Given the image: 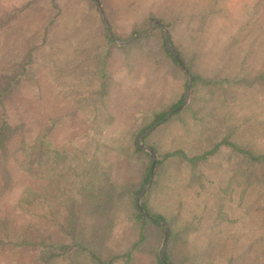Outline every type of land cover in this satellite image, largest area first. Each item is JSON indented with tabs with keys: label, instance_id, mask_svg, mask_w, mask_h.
<instances>
[{
	"label": "rangeland",
	"instance_id": "374dc122",
	"mask_svg": "<svg viewBox=\"0 0 264 264\" xmlns=\"http://www.w3.org/2000/svg\"><path fill=\"white\" fill-rule=\"evenodd\" d=\"M31 1L0 0V19ZM99 1L100 8L90 0H56L60 14L48 43L0 103V127L13 130L0 150V264H43L49 247L62 244L127 251L138 238L130 193L147 166L134 151L140 135L158 156L218 146L197 165L171 158L154 168L146 200L173 233L171 260L264 264V164L250 166L223 143L264 154V0H102L115 34L111 46ZM36 15L18 23L30 28L51 16L48 9ZM150 16L170 25L188 75L199 80L191 79L184 109L144 135L155 114L185 97L188 82L163 50L164 30L142 35L153 25ZM134 28L145 32L120 40ZM16 32L3 29L2 43L10 45ZM38 136L47 142L42 176L23 168L25 146ZM151 241L132 264H157L164 234L154 232ZM79 254L74 262L87 264Z\"/></svg>",
	"mask_w": 264,
	"mask_h": 264
},
{
	"label": "trees",
	"instance_id": "16d2710c",
	"mask_svg": "<svg viewBox=\"0 0 264 264\" xmlns=\"http://www.w3.org/2000/svg\"><path fill=\"white\" fill-rule=\"evenodd\" d=\"M90 1L96 6L94 0H90ZM40 2H41L40 0H33L31 2H28L20 9H17L11 14H7L0 19V35H1V31L3 29L5 30V28L7 29L10 27V29H15V30L17 29L16 36L14 34V38H13L14 41L10 45L2 43L0 39V103L3 102V100H5L8 97V95L11 93V91H13L16 88L18 82L23 77L29 74V67L31 66L34 60V53L40 47L48 43V39H47L48 33L60 14V9L56 3V0H45V2L48 3V7L41 6ZM101 3L103 5L102 0ZM46 9L49 10V15L51 16L45 20H39V21L37 20L36 23L33 24V26H31L30 28H27L24 23L23 24H21L20 22L18 23V20L20 18L23 19L26 16L37 18L36 14H39L40 12ZM96 11L99 12L101 16L100 20L104 27L103 32H104L105 41L110 46L114 45L115 41L113 40L111 35L114 36L115 34L111 26L109 15L105 10L104 5H103V10L97 8ZM156 21L163 24L164 27L168 30L167 39L169 43L173 46L175 52L177 53L182 63L185 65L181 53L175 48L171 40V34L169 30L170 25L168 23L163 22L161 19H156L150 16L147 19V23H148L147 26H150L152 23ZM154 30H160L162 32V28L160 26H156ZM143 32H145V29L138 30V28H134L131 31L129 37L120 40L126 41L132 39L134 36ZM145 38L148 37L143 36V37H139L136 40H132L129 43H126L123 47H120V49L125 50L127 47L132 46ZM2 45L5 47L1 48ZM162 45H163V50L165 51L167 56L171 58L174 64L184 70V68L168 52L164 40ZM191 78L193 83L199 80V78L195 75H191ZM183 100H184V95L177 103L170 106L167 110L155 114L151 119V121L145 126V128H142L140 130V133L144 134L147 130L149 129L154 130L155 128H157L158 125L165 123L167 121V119L165 120L167 114L169 113H172V115L176 114L175 109L182 104ZM12 134H13V130L9 126H7L6 123H4L0 127V150H5L6 143L10 139ZM145 140H146L145 136L141 138V142L144 146H146L144 142ZM46 143L47 142L44 139V137L38 136L32 144L25 146L24 149L25 161L23 163V168L26 172H30V173L32 172L33 174L39 176H42L47 172L48 162L45 157ZM223 143L230 146L238 155L248 160L250 166L252 165L258 166L264 164V154H256L252 151L244 150L242 148H239L235 144H231L226 141H224ZM133 145H134L135 153L143 154L147 157V166L145 167L144 170V179L141 185L136 190L130 193L132 196L133 220L137 227V237H138L137 240L131 244V246L127 251H125L120 255H108L103 251H95L88 248H83L82 244L79 245L76 244L77 246L68 245V244L52 246L49 247L48 254L43 258L44 259L43 264H50L53 259L59 258L60 256L64 257L66 255H67L66 261L68 264H76L74 262V258L77 255H80L79 253L85 255V257L87 258V264H115L116 262H120L121 264H132L133 255L135 253L141 251H148V247H150V245L153 246L151 239L153 238L154 232L159 233L160 236H163L164 230L162 228V223H167V221L162 215L152 212L151 209L149 208V205L146 200V194L148 193L149 190L148 188L141 198V205L143 211L146 213L147 216H144L139 211L136 205V200L139 192L149 181L151 165H152V156L149 153L142 150L137 145V140L134 142ZM150 148L157 155V157H160L157 158L155 166H159L163 164L164 161H167L168 159L171 158H177L191 165H197L207 160L209 156L213 155L217 151L218 146L214 147L212 150L193 156L187 155L181 149L165 152L160 156H158L156 149L153 146H150ZM153 176H155V172H153ZM24 194L23 196L25 197ZM88 194H90L91 197V193ZM34 196L38 197L40 196V194L36 192V194L30 197H34ZM91 199H97V197H92ZM92 219L93 217H91V220ZM83 221L90 222L88 218ZM173 239H174L173 233L168 228V236L166 241L167 245L163 251V258L168 264H175L171 260V252L169 250V244ZM149 251L152 252L153 248ZM154 254H155L156 263L163 264L160 261L158 251H154Z\"/></svg>",
	"mask_w": 264,
	"mask_h": 264
},
{
	"label": "water",
	"instance_id": "95a60500",
	"mask_svg": "<svg viewBox=\"0 0 264 264\" xmlns=\"http://www.w3.org/2000/svg\"><path fill=\"white\" fill-rule=\"evenodd\" d=\"M95 2L97 3L98 7L100 8V1L99 0H95ZM155 26H160L163 30H164V36H163V40L165 42V45H166V48L168 50V52L171 54V56L184 68L185 70V73L187 74L188 76V82H187V85H186V93H185V97H184V100L182 102V104L175 109V112H179L181 110L184 109V107L187 105L188 103V99H189V96H190V83H191V76L188 75V71L187 69L185 68V65L182 63V61L180 60V58L178 57L177 53L175 52L173 46L169 43L168 39H167V35H168V32L166 30V28L164 27V25H162L161 23L159 22H154L153 25L151 26L150 30L148 32H145L143 33L142 35H147L148 33H150V31H152ZM171 113L167 114L165 120L170 117ZM151 129H149L148 131H146L144 133V135H146ZM143 135H140L138 136L137 138V145L142 149V150H145L146 152H148L151 156H152V165H151V171H150V177H149V181L147 182V184L141 189V191L139 192L138 196H137V200H136V205L139 209V211L144 215V216H147L146 213L143 211V208H142V205H141V198L143 196V194L145 193L146 189L150 186L151 182H152V178H153V172H154V168H155V165H156V156H155V153L152 151V149L150 147H145L142 143H141V138H142ZM162 227L164 228V247H163V250L161 251V255H160V261L163 263V264H168L166 263V261L164 260L163 258V251H164V248H165V243H166V240H167V236H168V227L165 223H162Z\"/></svg>",
	"mask_w": 264,
	"mask_h": 264
}]
</instances>
